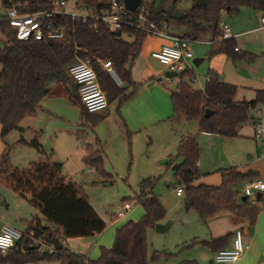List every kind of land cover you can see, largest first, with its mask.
<instances>
[{
    "label": "trees",
    "instance_id": "obj_1",
    "mask_svg": "<svg viewBox=\"0 0 264 264\" xmlns=\"http://www.w3.org/2000/svg\"><path fill=\"white\" fill-rule=\"evenodd\" d=\"M179 0H172L174 5ZM95 2V0H91ZM190 7L183 12L181 20L172 19V15L156 9L153 3L141 6L146 9L154 22L175 21L187 29L181 37L189 40L210 39L208 58L224 54L232 61L246 60L251 63L256 59L253 54H236L234 39L217 40L221 34L220 15H235L239 8L249 7L264 14V0H191ZM90 25L75 23L69 42L56 41H18L6 21H0V37L5 44L0 48V137L4 139L11 131L23 129L20 123L31 117L40 109L41 101L52 92L56 85H73L70 101L79 105L81 117L91 127L101 123L105 116L101 113H87L83 108L77 92V85L70 78L68 68L78 59L89 58L96 73L101 90L105 93L108 104L118 100L119 106L127 101L131 94L127 88L134 86L130 66L140 54L142 44L148 37L145 32L132 28H123L120 32H108L103 26L92 29ZM123 36L132 37L131 42ZM97 60L110 61L121 80L117 86L110 76L100 67ZM71 81H70V79ZM194 73L186 71L181 82L170 92L173 109L169 122L196 121L198 132L235 138L242 126L253 119L254 110L262 102V93L253 101L234 100L236 87L219 81L215 72L209 70L204 90L192 88ZM205 110L211 115L204 117ZM119 114V112H118ZM80 141L82 134H76ZM19 144L35 149L40 156L29 168L18 171L9 161V148L6 147L0 156V182L8 184L18 197L37 209L45 220L33 219L28 231L36 237L70 239L86 238L102 233L105 222L98 216L89 203L80 185L61 176V164L51 162L44 156L39 140ZM86 155L82 162L103 173V154L92 144L84 143ZM93 149V153L91 151ZM91 151V152H90ZM200 148L194 136H184L177 145L176 156L182 163L175 169L174 176L178 186L184 188V207L194 210L202 221L217 212H231L247 217L250 221L256 218L258 208L246 202L240 204L238 186L248 178L234 169L221 170V183L214 186L194 185L200 177L198 161ZM153 181L144 179L140 183V195L137 200L143 209V216L137 221H128L115 232L110 249L100 248L97 260L72 253L62 248L52 254L31 250L26 253L10 252L0 255V264H44L60 261L65 264H150L158 260L156 252L148 256L146 232L164 220L166 211L159 197L152 193ZM53 227V228H52ZM26 230V231H27ZM219 240L208 244H215ZM86 262V263H85Z\"/></svg>",
    "mask_w": 264,
    "mask_h": 264
},
{
    "label": "rangeland",
    "instance_id": "obj_2",
    "mask_svg": "<svg viewBox=\"0 0 264 264\" xmlns=\"http://www.w3.org/2000/svg\"><path fill=\"white\" fill-rule=\"evenodd\" d=\"M190 1L179 0L176 5L172 3V0H143V3L145 6L153 3L156 9L163 10L169 16L174 11L180 13L186 11L190 7ZM171 26L172 29L178 30L175 32L182 33L180 30L183 27L179 26L175 21H171ZM123 39L130 42L132 38L124 36ZM4 44L5 39L0 37V48ZM190 49L193 54L190 64L194 77L200 78L203 87H205L209 73V68L205 63L208 62L210 46L191 43ZM196 59L203 60V63L198 68L194 67L192 63ZM159 67L164 73V68L162 66ZM193 85L197 88L201 87L200 82L199 84L194 82ZM140 88V84H136L135 87L129 86L126 93L131 94V96L127 101ZM174 90L175 85L168 83L166 91L171 92ZM70 94L72 95L73 92L71 91ZM144 99L145 101L139 99L138 110L149 126L140 133L132 135L131 133H124L122 138H120L119 134L110 137L108 148L111 153V159L108 160L103 152V173L96 170H92L93 172L91 173L90 170L92 168L87 167L82 161L72 158L64 162L58 161L62 163L61 175L81 186L89 203L98 216L105 221L106 230H109L112 234V241H114L116 229H119L126 221L122 220L119 224L113 225L110 221L111 217L114 218V215L122 208L124 203H129L132 207L126 213L125 217L128 218L125 219L134 221V218L138 217L139 220L143 216V209L137 200L140 195V183L144 179L152 180V193L159 197L166 211L163 223L160 224L168 223L170 228L164 233H158L154 228L147 230L148 256H151L154 252L158 255V260L150 264H193L189 263V261L193 260L198 261L196 264H209L207 258H200L199 251L203 252L204 247L202 245L193 246L192 242L193 228L196 224H201L203 227L202 222L194 210L187 211L185 209L184 197L177 198L175 196L174 189L178 184L171 169L173 167L177 168L182 163V159L176 156L177 142L181 135L194 136L196 138L200 148L199 160H201L202 151L203 157L204 154L208 155L207 161L209 162L211 148L206 145L205 137L198 132L195 121H183L179 125L168 121V118L173 113L169 94V107L165 106L164 101L158 95H153L152 99L151 97H144ZM122 105L119 106L118 100L112 101L109 104L111 116L113 114L118 115ZM34 116L33 118H28L21 125L25 128L28 124L31 128L30 132L11 131L3 139L6 143L5 147L9 148L10 164L18 171L28 169L30 164L39 157L35 149L18 143L21 138L27 140V142L34 138L39 141L42 139L43 149L49 154H47L50 157L49 159L55 161L54 159H61V157L51 152L53 137L50 135L53 131L60 127H65L66 130H69V133L84 130L85 134L82 135L85 140L93 143L97 135L95 128L101 124L99 123L94 128H91L89 123L82 120L80 106L73 104L67 97L64 99L61 97H48L41 104V110L37 111ZM158 119H164V121L157 122ZM31 121L33 123L29 124ZM109 123L114 125L111 121ZM112 129L114 128L112 127ZM115 130L118 132L117 129ZM104 131L105 129H103ZM101 142L103 143L104 141ZM81 143L82 141H77L74 137L62 135L55 142V145L58 148L64 144L63 146L67 153H75L74 151L81 150ZM91 151L93 153L94 150L91 149ZM165 161L166 164L163 163ZM15 194L8 184L0 182V220L18 231H23V229L11 224L10 221L17 220L20 222V219H22L25 223H28L35 218L39 211ZM239 200L242 202L241 197H239ZM38 218H41V215H38ZM198 226L200 227V225ZM71 239L73 241H64V248L77 254L84 251L79 241L74 238ZM62 263L64 262L55 260L44 264Z\"/></svg>",
    "mask_w": 264,
    "mask_h": 264
},
{
    "label": "crops",
    "instance_id": "obj_3",
    "mask_svg": "<svg viewBox=\"0 0 264 264\" xmlns=\"http://www.w3.org/2000/svg\"><path fill=\"white\" fill-rule=\"evenodd\" d=\"M263 16L264 14L261 11L244 6L240 7L239 11L235 15L229 16L225 13H222L220 15L219 27L220 24H227L230 28L231 34L235 36L234 40L236 48H238L239 50L236 54H253L256 56V59L253 62L249 63L246 60L232 61L230 57L224 54H217L211 58H208V62L205 63V65L208 66L209 70L215 72L219 81L236 87V92L234 95L235 101H253L256 99L258 92H261L262 102L259 106L262 111L264 110V29L260 30L259 28L260 20ZM175 31L178 30L172 29L170 23V32L173 35L181 36L185 33L186 29L183 27V29L180 30L182 31V33H177ZM132 40L133 38L131 39V41ZM201 40L203 42L210 41V39L207 38ZM165 43L166 41L153 37H147L144 40L140 54L130 66L132 81L135 84H140L141 88L129 101H127L126 103L124 102V105H122V108L118 115L113 114L111 116L109 112V104L106 110L104 112H101V114L104 115L105 118L101 122V124L95 128V132L97 133V135L93 143L87 142L85 140V137L83 136V138L80 140L82 141L81 150L74 151L75 153H67L64 149V144H62L61 146L64 149L63 150L61 147L57 148L55 142L59 139V137H62V135L76 138V134H85L84 130H77L75 132L69 133V130H66L65 127H60L59 129L51 133L50 136L53 137L51 152L52 154L54 153V155L61 157V159H54L55 161H51V159H49L51 162L61 164L62 168V163L58 161L64 162L72 158L82 161L83 157L86 155V151L83 147L84 143L92 144L95 147L99 148L101 150V153L103 154L104 152L106 158L110 160L111 153L109 152L108 148L110 137L114 136L115 134H119L120 138H122L124 137V133H131V135L140 133L142 130H145L149 126L138 110L140 100L145 101L144 97H151L152 99L153 95H158L161 97V100L164 101L165 106L169 107L168 94L170 96V91H166L168 82L166 80L167 78L164 76L165 71L164 73H162L159 67L161 65L156 60L151 58V53L153 51L159 50ZM199 44L210 46V44L207 43ZM201 63H203V60H197L196 67L198 68ZM207 80L208 77L206 78V81ZM194 81L198 84L200 82L201 84L200 88H197L192 84V88L194 90H204L200 78L198 79L195 76ZM72 88V84L69 87L62 85L54 86L52 88V92L41 101L39 110H41V104L45 102V99H47L48 97H61L63 99L66 97L69 98ZM259 115V113H253L252 117L256 119L259 117ZM33 117L35 116H31V118ZM28 118L30 117L24 118L20 123V127L23 129L22 133H24L25 131L30 132L31 130L28 124L25 128L21 126L22 123H24ZM110 121L113 122L114 125H110ZM162 121H164V119L157 120V122ZM181 122L183 121L173 124L179 125ZM30 123L33 122L31 121L29 122V124ZM195 123L197 124L198 129V123L196 121ZM112 127L114 129H112ZM103 129H105L104 132ZM115 129H117L118 132H116ZM201 134L206 139L204 140L206 141V145H209L211 148V158L208 162V155L206 156L204 154L203 157V153L201 151V160L198 161L200 177L196 182H194V185L203 184L216 187L221 183V175L219 172L221 170L230 168L242 174L251 173L252 175L248 176L247 179L242 180V182L238 186V197H240L239 195L241 194V188L245 181L255 178L264 179V134L261 138L256 139L254 137V129L252 123L248 122L244 126H242L239 131V135L235 138H226L205 133ZM183 137L184 136L181 135L178 139V142ZM76 140L79 141L77 138ZM25 141L27 142V140ZM101 141L104 142L102 143ZM201 141L203 142V140ZM39 142L41 145L43 144L42 139H40ZM5 144L6 143L0 137V156L6 148ZM43 151L44 156L50 158L48 156L49 154L45 152V149H43ZM90 172L92 173L93 171L90 170ZM63 178H65V180H70L65 176ZM261 194L262 195L258 197V199H260L259 201H257L254 205L250 204V206L258 208L256 218L253 222L250 221L247 217H243L231 212H217L208 217L205 221H202L198 216L199 220L202 222L203 227L201 226V224H196V226L193 228V235L191 236L193 238V246L202 245V247H204L203 252L199 251L201 256L199 257L201 259L207 258L209 264H214V255L222 249L229 248L231 246L234 232L236 230H241L243 232L244 242L248 245V250L235 264H264V192H262ZM181 197H184V195ZM238 202L240 204L245 203L243 200L242 202H240V200ZM122 209L123 206L118 212L122 211ZM117 213L114 215V218L111 217V224L116 225L119 224V222H121L122 220H125L126 222L123 223V225H125L128 222L127 220H129L125 218L128 217H125L126 215L122 218L117 217ZM38 215H40V213L37 212L35 220L39 219L43 224H46L45 220L42 217L38 218ZM137 220L138 217H135L134 221ZM10 222L20 229H23L24 232L28 229L30 223H33V219L28 223H25V221H23L22 219H20V222H18L17 220ZM161 223L163 222L161 221ZM4 225L7 224L3 223L0 220V229ZM198 225H200V227ZM106 229L107 226L102 233L91 237L74 238L75 240L79 241L84 250L81 253H78V255H82L89 260H97L100 256V248L110 249L114 241H112L113 239L111 232ZM218 239L221 240H219V242L215 244L207 245V243H211V241ZM65 240L73 241V239L71 238L64 239L62 241L63 248ZM189 263L196 264L198 263V261L193 260L189 261Z\"/></svg>",
    "mask_w": 264,
    "mask_h": 264
},
{
    "label": "built area",
    "instance_id": "obj_4",
    "mask_svg": "<svg viewBox=\"0 0 264 264\" xmlns=\"http://www.w3.org/2000/svg\"><path fill=\"white\" fill-rule=\"evenodd\" d=\"M0 21H6L13 35L18 41H56L69 42L73 34V25L81 23L90 25L92 29L103 26L108 32H120L123 28H132L145 32L148 37L165 40L166 43L157 51L151 53L165 72L175 74L167 78V82L175 86L181 82L182 75L192 70L191 43H207L202 40H189L173 35L170 32V23L167 21L154 22L144 7L140 5L135 11L128 10L123 0H0ZM221 34L217 40L234 39L227 24H220ZM260 30L264 29V16L260 20ZM124 37V36H123ZM126 37V36H125ZM238 52V48H235ZM100 67L110 76L117 86L122 84L113 64L110 61L97 60ZM70 78L77 85L80 102L87 113H101L106 110L108 102L105 93L101 90L96 73L89 58L78 59L68 68ZM193 79V83H194ZM254 114L259 117L252 119L254 137L259 139L264 134V110L258 106ZM264 192V179L255 178L243 183L239 195L247 204L254 205L256 194ZM176 197L184 195L183 186L174 189ZM131 204L124 203L122 211L117 217H124L130 210ZM59 240L64 239L61 236ZM31 250L56 252L44 237H36L30 231H18L4 225L0 229V255L10 252L26 253ZM248 250L244 242L243 232L236 230L232 237L231 246L222 249L214 255V264H235ZM86 263V262H85Z\"/></svg>",
    "mask_w": 264,
    "mask_h": 264
},
{
    "label": "water",
    "instance_id": "obj_5",
    "mask_svg": "<svg viewBox=\"0 0 264 264\" xmlns=\"http://www.w3.org/2000/svg\"><path fill=\"white\" fill-rule=\"evenodd\" d=\"M123 3H124L125 7L128 10L135 11L136 8L140 5L141 0H123ZM183 16H184L183 13H180L178 11H174L172 13L171 17L174 20H181L183 18ZM192 63H193L194 67L197 66V60H194ZM174 75L175 74H173V73H168V72L164 73V76L166 78H172ZM210 115H211V111L210 110H205L204 117L206 118V117H209ZM163 163H166V162H163ZM175 169H176V167H173L171 169V171L174 172ZM261 195H262L261 193H257L256 194V200L257 201L260 200V199H258V197H260ZM168 228H169V224L168 223L167 224H156L155 227H154L155 231L158 232V233H164V232H166L168 230ZM49 244H51L56 251H60L63 248L62 242L59 239H57V238L50 239L49 240Z\"/></svg>",
    "mask_w": 264,
    "mask_h": 264
}]
</instances>
